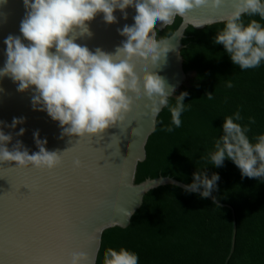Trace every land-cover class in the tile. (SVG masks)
Segmentation results:
<instances>
[{
	"label": "water",
	"instance_id": "water-1",
	"mask_svg": "<svg viewBox=\"0 0 264 264\" xmlns=\"http://www.w3.org/2000/svg\"><path fill=\"white\" fill-rule=\"evenodd\" d=\"M264 230V0H0V264H236Z\"/></svg>",
	"mask_w": 264,
	"mask_h": 264
},
{
	"label": "trees",
	"instance_id": "trees-1",
	"mask_svg": "<svg viewBox=\"0 0 264 264\" xmlns=\"http://www.w3.org/2000/svg\"><path fill=\"white\" fill-rule=\"evenodd\" d=\"M236 264H264V230L246 246Z\"/></svg>",
	"mask_w": 264,
	"mask_h": 264
}]
</instances>
